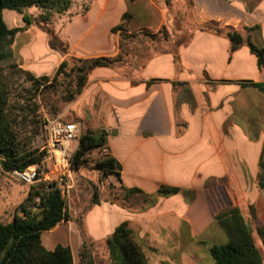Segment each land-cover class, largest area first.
Returning <instances> with one entry per match:
<instances>
[{
  "label": "crops",
  "instance_id": "0c3cea01",
  "mask_svg": "<svg viewBox=\"0 0 264 264\" xmlns=\"http://www.w3.org/2000/svg\"><path fill=\"white\" fill-rule=\"evenodd\" d=\"M115 1L121 4L118 8L110 0H91L87 8L80 2L71 5L61 17L66 18L65 39L56 34L67 54L52 49L44 32L49 52L36 56L32 41L18 44L20 35L32 28L19 34L12 49L20 67L36 77H51L67 56H117L120 32L112 29L129 5L126 0ZM141 1L137 0V17L145 19L131 29L133 19L128 33L157 32L166 24L177 45L155 52L141 67L139 58L133 63L134 58L128 57L131 69L137 67L134 73L124 66L94 69L69 111L80 126L106 134V146L99 151L119 165V177L104 174L106 178L155 196L156 203L136 214L110 201L95 203L93 196L82 209L67 210L69 220L44 232L41 239L48 251L69 247L74 264H87L80 258L85 239L91 243L94 264H101L88 236L104 235L108 246L124 222L136 223L138 242L149 239L155 252L164 244L163 235L188 233L190 227L199 234L206 218L203 195L211 181L229 178L237 195L245 196L264 216V92L250 85H264V70L247 46L232 53L226 37L200 28L214 24L244 32L258 27L248 34L262 45L264 0H191L195 28L188 39L174 29L168 0ZM236 177H242L240 185L234 182ZM162 185L180 192L158 195ZM104 264H110L109 257Z\"/></svg>",
  "mask_w": 264,
  "mask_h": 264
},
{
  "label": "trees",
  "instance_id": "16d2710c",
  "mask_svg": "<svg viewBox=\"0 0 264 264\" xmlns=\"http://www.w3.org/2000/svg\"><path fill=\"white\" fill-rule=\"evenodd\" d=\"M136 0H129L134 2ZM45 8L55 10L64 15L71 7L70 0H0V164L3 170L25 171L29 167L39 166L43 163L46 154L31 151L21 142L18 127L30 105L37 108L34 101L37 96L46 92L59 94L65 104L72 103L82 93L89 81L91 72L96 68H114L125 65L129 54L125 49L126 42H130L133 35H129L127 25L131 19L125 13L121 23L112 29L113 33L120 32L119 54L115 57H67L56 69L53 78L36 77L31 73L20 70L16 64L13 53V43L16 36L24 28L10 29L4 21V11L11 10L19 14L26 8ZM202 30L209 31L219 36H224L230 41V51L233 53L243 46H247L256 56L258 66L264 70V44H255L250 32L258 27L247 28L245 34L232 27L220 28L214 24L200 26ZM152 40H159L163 35L165 40L170 39L169 32L164 26L159 33L144 34ZM50 47L64 54L68 53L67 46L58 36L51 34ZM10 71L8 77L4 69ZM17 73H22L31 87L26 91L30 98L20 94L13 104L10 103L12 93L11 78ZM262 92L264 85L250 84ZM107 143L106 134L101 131L86 130L82 132L79 146L72 157L74 170L87 164L89 155L95 150H102ZM96 166L103 174H112L119 177V165L111 156H105L96 162ZM41 185L38 192H29L26 201L20 205L22 215H15L11 222L0 221V264H74L73 255L69 247L57 246L53 251H48L42 244V234L55 229L63 221L69 220L66 202L60 192L49 184ZM264 188V185H262ZM125 188V187H124ZM127 195L139 193L151 199L155 204V196L148 195L137 188H125ZM180 192L179 188L162 185L158 195L172 196ZM36 196L41 198L40 204L35 202ZM97 197L94 202L98 203ZM35 205L38 214L30 212ZM216 221L227 238L222 245H215L210 249L211 257L215 264H264V258L256 245L254 236L239 207H231L216 217ZM264 242V229L258 231ZM91 243L84 240L80 252L81 261L94 264L90 253ZM108 253L110 264H150V261L141 244L135 239L129 222L122 223L108 240Z\"/></svg>",
  "mask_w": 264,
  "mask_h": 264
},
{
  "label": "rangeland",
  "instance_id": "374dc122",
  "mask_svg": "<svg viewBox=\"0 0 264 264\" xmlns=\"http://www.w3.org/2000/svg\"><path fill=\"white\" fill-rule=\"evenodd\" d=\"M70 1L71 5L80 2L83 3V8H87L91 0ZM126 2L129 5L127 13L131 15L129 23L134 19L131 29L137 28V25L143 22L145 17L140 16V14L139 17H137V6L139 5V3L137 4V0L134 2L126 0ZM141 2L146 3L145 0ZM153 2L159 4V0H153ZM168 3L167 6L170 7L169 9L172 13L171 19L174 29L177 32L179 31V33L182 32L184 39H188L190 31L195 28L191 13L192 1L170 0L169 2L168 0ZM110 4L111 6L116 5L117 8L118 5H121L115 0H110ZM61 17L62 15L58 14L55 10L37 7L26 8L23 10L22 14L11 10L4 11V21L8 28H24V31L21 32L22 34L28 28H32L33 31H29L25 35H20L18 44L24 46L26 41H32L34 47L33 52L39 57L45 56L49 52L44 32L50 36V39L51 34L55 36L58 35L63 40L65 39L66 27H64L63 23L66 22V18H64V16L63 18ZM164 26H166L171 37L168 40H165L163 35H160L161 38L159 40H152L144 35L156 34L161 30L156 32L151 29H144L139 33H137V30L129 33V35H133L134 37L131 38L130 42H126L125 49L127 54H129L128 57L134 58L132 59L133 63L134 61L137 63V58H139V67H141L155 52L165 51L166 49L170 50L177 45V43L172 42L173 31L170 29V25L165 24L162 28ZM243 33L245 36L248 34L245 31ZM137 37L140 41H138L139 39L137 40ZM119 39H121V37ZM16 64L20 70H23L17 59ZM123 66L124 70L128 73H134V71L137 70V67L135 70L131 69V64L128 65L127 62ZM4 73L8 77L11 76L10 71L6 68L4 69ZM53 76L54 74L49 78L52 79ZM11 81L13 84L10 97L11 104L15 102L20 94L24 95L26 99L31 97L26 93V91L30 89L31 83L26 80L22 73L13 75ZM34 101L37 104V108L30 105L22 118V123L18 127V131L21 142L26 148L31 151L37 150L47 154L46 126L48 123L60 119L67 123L77 122L79 124V120L69 111L70 103L65 104L57 93L46 92L37 96ZM256 126L257 124H254L255 128ZM86 130L88 129L81 126V134ZM78 146L79 143L77 148ZM102 157V153L99 150H95L89 155L87 164L81 165L78 169L74 170V188L65 198L68 212L70 209H82V207L89 205L93 196V198L97 197L96 201L98 202L101 200L110 201L136 214L146 211L155 205L151 199L142 194L134 193L132 195H127L125 188L121 186L115 178L107 179L100 170L98 171L96 162ZM37 167L39 168V172L49 175L52 180L48 181L49 183L54 182L55 179L54 176L51 175L48 164H45V166L41 164ZM234 179V182L239 185L241 181H243L242 177H236ZM217 183L219 185H217ZM33 188L34 186H27L12 181L6 175V171L3 170L0 164V220L3 222H11L15 215H22L19 207L26 201L29 192H34ZM203 196L206 218L204 220V229L199 234H193L192 228L190 227L188 233L183 231L180 235H163L161 238L164 244L159 247V250L156 252L151 248L152 244L149 239L141 240L140 244L148 256L150 264H215L211 257L210 249L215 245H222L227 242L225 234L216 221V217L234 206L240 208L247 225L252 231L256 245L264 258V242L258 234L260 229H264V216L258 213L255 205L247 200L245 196L237 195L236 189L231 186V180L226 178L221 182H209ZM29 210L33 214L39 213L35 205ZM195 214L197 215V211ZM129 223L133 230L134 237L138 241L137 224L134 222ZM61 234V237L65 238L66 234L63 231H61ZM88 237H90L93 242L96 258L100 260L101 264H104L109 257L107 251L108 246L104 238L105 236L99 234ZM148 238L152 237L149 236Z\"/></svg>",
  "mask_w": 264,
  "mask_h": 264
},
{
  "label": "built area",
  "instance_id": "2783aa9c",
  "mask_svg": "<svg viewBox=\"0 0 264 264\" xmlns=\"http://www.w3.org/2000/svg\"><path fill=\"white\" fill-rule=\"evenodd\" d=\"M46 136L47 154L42 165L48 164L51 175L55 179L53 183L48 182L52 181L49 175L39 172L37 166L29 167L25 171H6V175L16 183L34 186V192H38L43 184L48 191L49 184H52L65 200L74 188L72 157L81 137V126L76 122L67 123L56 119L46 126ZM35 201L40 204L41 198L36 196Z\"/></svg>",
  "mask_w": 264,
  "mask_h": 264
}]
</instances>
